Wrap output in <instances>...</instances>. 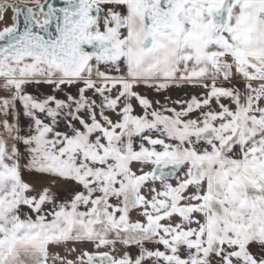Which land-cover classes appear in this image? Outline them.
Wrapping results in <instances>:
<instances>
[{
	"label": "snow or ice",
	"instance_id": "1",
	"mask_svg": "<svg viewBox=\"0 0 264 264\" xmlns=\"http://www.w3.org/2000/svg\"><path fill=\"white\" fill-rule=\"evenodd\" d=\"M0 264H264V0H0Z\"/></svg>",
	"mask_w": 264,
	"mask_h": 264
}]
</instances>
